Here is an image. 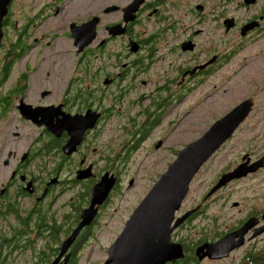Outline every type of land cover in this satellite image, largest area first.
<instances>
[{
  "label": "flooded vegetation",
  "instance_id": "flooded-vegetation-1",
  "mask_svg": "<svg viewBox=\"0 0 264 264\" xmlns=\"http://www.w3.org/2000/svg\"><path fill=\"white\" fill-rule=\"evenodd\" d=\"M135 1L53 0L44 3V0H30L25 22L21 25L17 19H13L16 0L12 1L4 28L11 26L16 38L10 47L21 36L25 43L23 49L11 48L6 56H3V51L0 52V172L3 169L9 171L7 179L2 178L3 173L0 175V264H73L74 249H78L75 258L80 264L84 251L98 241L96 230L106 226L105 216L112 215V211L118 212L117 207L122 209V206L115 205L116 201L122 198L123 192L136 186L134 176L122 175L121 171L130 163L140 137L152 135L162 125L161 120L166 116L164 114L172 101L183 99L194 88L207 85L208 79L222 70L227 60L264 40V0H142L138 10L128 15V9ZM74 2L78 5L65 11ZM80 9L82 13H79ZM49 12L54 15L61 13L68 18L67 26L62 28L72 45L69 53L75 57L72 68L75 77L64 94L58 93L56 89L51 90L47 85L49 74L44 77L43 65L48 64L47 56H43L44 48L53 43V33L34 32L35 28L45 25L51 18ZM93 24L96 26V37L85 49L80 50L75 45L72 28L80 30L82 34L85 32L82 38L87 40L91 37L87 30L92 32ZM250 25L253 27L246 29ZM134 45H137V51ZM4 57L6 62L1 64ZM159 58L166 68H161ZM99 59L108 63L104 62L96 68L95 63ZM114 60L115 63L110 66ZM19 62L24 63L23 68L16 70ZM49 64L55 65V70H60L58 59ZM82 68L87 70L86 74ZM151 69L154 79L144 80L142 76ZM103 72L104 76L101 75ZM78 73L81 78L77 77ZM101 77L104 78L103 84L107 80L108 85L101 87L95 84ZM64 80L65 77H62L56 84L62 85ZM88 81V86L81 87ZM126 81L128 85L124 86ZM137 83L144 88L152 87V90L140 94L137 99L131 97L137 89ZM210 83L216 91V84L213 81ZM111 89L114 92L118 90L117 100L124 108L129 111L135 105L136 112L132 110L134 114L125 113L124 108L118 109L115 105L119 110L116 111L106 97ZM55 92L58 96H55ZM23 105L37 110L35 115H38V123L23 117ZM263 108L260 103H253L249 119L257 116ZM89 111L95 113V119L91 127L82 133L77 149L67 156L64 145L72 134L79 133L74 118L84 121L83 117ZM246 126L247 121L239 126L231 139L245 130ZM121 129L124 131L122 134L129 137L128 147L126 142L122 147L112 144L114 150L105 149L104 136L108 132L116 134ZM32 130L34 135L31 134ZM31 137L32 140L27 141ZM130 142L135 143V146L131 147ZM228 142L216 151L194 180L210 167L211 160L221 157ZM251 148L247 147L241 157L230 161L228 164L231 163V167L221 175L236 169L243 161V164L250 161L251 164L246 166L249 168L264 158V149L247 152ZM39 158L47 162L37 174L32 171V167ZM207 164L209 166L205 167ZM63 171L67 177H64ZM81 171L86 176L84 179H78ZM252 173L230 184L253 176H263L264 168ZM106 174L114 176L116 180L109 197L99 207L93 223L85 227L70 249L60 256L61 245L78 227L81 212L90 206L93 187ZM230 196L229 193L227 199H231ZM208 206L204 205L203 213H200L203 207L196 210L172 234L173 241L184 246L186 255L190 238L184 234V228L187 223L196 225L197 221L201 223L198 228L203 231V238L207 241L199 244L195 251L206 243L217 242L238 231L249 220L254 221V226L245 236L244 245L251 244L252 250L256 251L264 244V233L250 242L255 232L264 228V205L247 211L232 229L223 234V215H214L216 221L214 216L210 219L206 210ZM180 211L177 218L180 217ZM209 222L212 229L207 231ZM86 233L91 235L81 243ZM245 246L230 256L244 250ZM26 248H32L35 252L29 250L25 253L27 256L17 255ZM9 255L14 256L7 258Z\"/></svg>",
  "mask_w": 264,
  "mask_h": 264
},
{
  "label": "rangeland",
  "instance_id": "rangeland-1",
  "mask_svg": "<svg viewBox=\"0 0 264 264\" xmlns=\"http://www.w3.org/2000/svg\"><path fill=\"white\" fill-rule=\"evenodd\" d=\"M52 1L53 0H44V3ZM28 4H30V0H16V4H14L15 15L13 19H17L19 25L25 22L24 17ZM74 5H78V3H71L65 11ZM82 12L83 11L80 9L79 13ZM50 15L51 18L47 20L45 25L41 24L40 27L34 29V32L43 33L44 31L45 33L47 32L48 35L53 33V43L44 48L43 56H47L48 59V64L43 65L44 77L46 74H49V77L46 80L47 85L51 87V90L54 91V89H56L58 93L64 94L75 77V70H72L75 57L69 53V50L72 49V45L68 40L69 38L67 37L65 29L62 28V26L64 28L67 26L68 18H65L61 13L54 15L52 12H49V16ZM6 29L7 27L4 28V38L0 47V52L3 51V56L8 54V51L11 49L10 44L16 40L12 27L9 26V28ZM87 33H91V30L88 29ZM57 59L61 64L60 70H55V65L49 64ZM159 60L161 68H166L164 62L160 58ZM173 60L174 59L172 58V61ZM4 61L6 62V57H4L1 64H3ZM104 62L107 61L102 59L96 60V68L102 66ZM114 63L115 60L110 66ZM23 65V62L17 63L16 70L22 69ZM71 71H73L72 74ZM82 71L85 74L87 73V70L84 68H82ZM67 73L68 75L64 76ZM104 74L105 73L103 72L101 75L104 76ZM82 75L84 76V74ZM62 77H65L63 84H56V82H60V78ZM77 77L81 78V75L78 73ZM79 78H77V80H81ZM142 78L144 80H153V70L151 69L148 71L142 76ZM103 81L104 78L101 77L95 81V84H97V86L100 85L101 87L108 85H104ZM211 81L216 84V91L211 88L213 86L210 83ZM105 82H107V80ZM89 84L88 81L86 84L83 83L81 87H86ZM123 85L127 86V81ZM176 89L179 90L178 87ZM149 90H152V87L144 88L141 84L137 83V89L132 93L131 97L137 99L140 94L148 93ZM58 93H56L55 96H58ZM106 97L107 101H110L114 107L116 105L118 109L124 108V105L117 100L119 97L118 90L117 92H114V89L109 90ZM246 100H253V103H260V105L264 107V40L262 43L255 44L251 48L238 53L231 59L227 60L224 63L222 70L208 79L207 85L204 84L200 88H194L189 94L186 93L183 99L178 98L176 102L172 101V104L168 106L167 112L164 114L166 116L161 120L162 125L156 128L152 135L148 137H140V142L137 143L138 147L131 156L132 159L130 160V163L121 171L122 175L134 176L136 186L130 191L123 192L122 198L116 201L115 205L122 206V209L121 207H117L118 212L115 213L112 211V215H110L112 216L111 218L108 214L105 216L104 221L106 222V226H104L102 230H96L98 241L84 251L80 264H104L107 260L108 248L121 234L124 228V223L129 220L128 217L132 215L134 209L140 204V201L149 193L161 175L166 172L170 164L174 161L176 153L188 144L203 137L206 131H208V129L219 120V118L225 117L236 106ZM116 107V111H119ZM124 109L125 113L134 114L137 107L134 105L133 107H130L129 111L126 107ZM132 110L135 112H132ZM249 115L242 122L245 123L247 121L248 123L245 130L238 132L234 139L230 138L221 157L214 161L211 160L210 167L203 170L205 167L209 166V164H207L202 169V174L198 175V178L196 177L197 179L191 184L189 194L187 195L178 216L182 217L193 210L198 211L204 207V205H210L211 211L208 212L211 216L210 219L216 214L223 215V221H221L223 222V234L227 230L232 229L234 224H237L239 220L245 216L247 211H250L253 208H260L264 205V175L259 177L253 176L231 185L233 181L245 177L234 179L216 191L213 195L209 196L211 191L223 179V176L231 174V172L240 167L238 166L236 169L221 175L223 171H226L231 167V163L228 164L230 161L237 156L241 157L243 155L242 153L247 150V147H252L251 149H248L247 152L253 149H258L257 152H259V150L264 149V108L259 111L257 116L251 119H249ZM36 117L38 118V115ZM92 122L93 121H90L87 124L85 121L80 120L78 131L81 132L82 130L89 128L90 125H92ZM123 132V129L117 130L116 134L108 132V135L104 136L106 140V142H104L105 149H113V145L122 147L126 142L128 147V142L130 140L127 141L129 137H126V134H122ZM54 133L57 136L59 135V133ZM31 134L34 135L33 130L31 131ZM71 138L72 136H70L68 143ZM31 140L32 137L27 141ZM17 141L20 142L21 140ZM115 141H117L116 145ZM158 144L160 145L157 146ZM129 145L134 147L135 143L131 144L130 142ZM70 147H72V145H70ZM66 155L70 156L71 154L67 153ZM231 157L232 159H230ZM260 160L261 159H259V161ZM46 162L47 160L44 158L37 159L35 165L32 167V171L39 174L40 167ZM248 162L249 164H247ZM243 163L244 161L241 165H243ZM247 163L245 166L251 164L250 161H247ZM255 164H252L251 166ZM2 173L0 172L2 178L7 179L9 171L3 169ZM251 174L253 173L251 172ZM63 175L64 177H67L65 171H63ZM248 175H250V173ZM220 190L222 191L220 192ZM229 193L232 195L230 196L231 199H227ZM219 197L221 198L217 200ZM204 200H206L207 203L203 204L202 202H204ZM238 203L240 204L239 207H237ZM101 205H103V203ZM101 205H97L96 207L99 208ZM111 210H113V208H111ZM195 224L196 225H194L193 228L201 226L199 221ZM211 229L212 224L209 222L207 231ZM262 229L255 232V234L259 233ZM189 231L190 227L186 228L184 233L187 234ZM193 233L194 231L192 234ZM262 234H258L256 237L253 235L250 242L255 241L260 237L259 235ZM202 237L203 236H200L199 234H196V236L189 235L190 239ZM252 248L253 246L249 244L245 246L244 250L234 253L228 259L210 260L205 258L203 261L199 262V264H234L236 262H238L237 264H241L244 259L253 257L254 251ZM82 250L83 248H81L80 251ZM193 251L195 258L198 260L195 255V250Z\"/></svg>",
  "mask_w": 264,
  "mask_h": 264
},
{
  "label": "water",
  "instance_id": "water-1",
  "mask_svg": "<svg viewBox=\"0 0 264 264\" xmlns=\"http://www.w3.org/2000/svg\"><path fill=\"white\" fill-rule=\"evenodd\" d=\"M13 0H0V47L4 38V19L9 14V8ZM142 0H136L128 9V15L136 12ZM88 27V25H86ZM253 27L252 25L246 29ZM72 35L75 45L80 50L85 49L96 37V26L92 25L91 37L83 39V35L77 29L72 28ZM138 49L137 45H134ZM137 51V50H136ZM108 84V81L105 82ZM22 115L28 120L37 122L36 109L32 106L23 105ZM253 100H246L236 106L225 117L212 125L205 135L200 139L188 144L181 149L176 159L170 164L149 193L136 207L133 214L126 222L121 234L113 242L108 250V259L105 264H169L186 257L184 246L174 242L172 234L178 229L196 210H193L182 217L177 218L185 199L190 191L191 183L201 168L229 141L236 130L251 112ZM94 112L89 111L83 120L88 124L94 121ZM79 126L80 119L74 118ZM91 127V126H90ZM87 129V128H86ZM82 130L72 134L63 150L72 154L82 139ZM72 145V147H70ZM158 144L157 146H159ZM264 167V158L255 165L247 168L245 164L240 165L231 174L223 176L219 184L211 191H216L225 186L228 182L246 177L249 173ZM84 172L78 174V179H84ZM114 176L106 174L101 182L95 185L91 191L90 206L81 212V222L73 233L61 245L60 256H63L75 242L80 232L89 227L98 214L97 205H101L109 197L112 188L115 186ZM30 186V185H29ZM254 226V221L249 220L241 229L230 233L217 242L206 243L196 249L195 255L199 262L205 258L210 260H222L229 258L231 253L240 249L245 244V236ZM264 233V228L258 234ZM55 264V263H54Z\"/></svg>",
  "mask_w": 264,
  "mask_h": 264
},
{
  "label": "trees",
  "instance_id": "trees-1",
  "mask_svg": "<svg viewBox=\"0 0 264 264\" xmlns=\"http://www.w3.org/2000/svg\"><path fill=\"white\" fill-rule=\"evenodd\" d=\"M24 43H25V39L21 36L19 39H17L16 44L12 45L11 48H13V49H23ZM118 101L120 102V100H118ZM209 208H211V206H208V208H206L207 213L209 211ZM203 212H205V208L204 207L202 208V212H200V213H203ZM214 221H216V217L215 216H214ZM187 224L188 225L184 228V230H186V228L190 227V231L187 234L184 233L186 236H189V235L196 236L197 232H198V234L200 236H204L203 235V231L200 230L198 227H194L193 228V226H191V223H187ZM193 231H194V233L192 234ZM90 235L88 233H86V235L83 237L81 243L84 242L86 239H88ZM188 241H189L190 244L186 245V249L188 250V254L186 255L185 259L181 260V261L169 263V264H199V260H197L195 258L193 250H195V248L197 246H199V244H202L203 242L207 241V239L202 237V238H196L194 240L188 239ZM262 245H261L260 248H258L256 251H254L253 257H248L247 259H244L241 264H264V244H262ZM11 247H12V245H11ZM29 250H31L33 253L35 252L34 249L32 250V248H26L24 250H21L19 253H17V255L22 254L23 256H27L25 253L29 252ZM77 250L78 249H74L73 250V264H79V261L75 258ZM15 251H17V250H15ZM11 255H9L7 258L14 256V255L13 256H11ZM42 255H40V256H42ZM237 263L238 262H236L234 264H237Z\"/></svg>",
  "mask_w": 264,
  "mask_h": 264
},
{
  "label": "bare ground",
  "instance_id": "bare-ground-1",
  "mask_svg": "<svg viewBox=\"0 0 264 264\" xmlns=\"http://www.w3.org/2000/svg\"><path fill=\"white\" fill-rule=\"evenodd\" d=\"M78 31H80V30H78Z\"/></svg>",
  "mask_w": 264,
  "mask_h": 264
}]
</instances>
